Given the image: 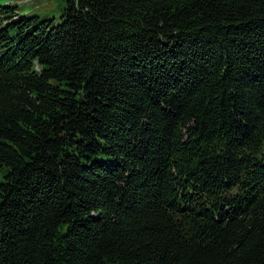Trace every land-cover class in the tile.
<instances>
[{"label": "trees", "instance_id": "1", "mask_svg": "<svg viewBox=\"0 0 264 264\" xmlns=\"http://www.w3.org/2000/svg\"><path fill=\"white\" fill-rule=\"evenodd\" d=\"M0 5V264H264V0Z\"/></svg>", "mask_w": 264, "mask_h": 264}, {"label": "rangeland", "instance_id": "2", "mask_svg": "<svg viewBox=\"0 0 264 264\" xmlns=\"http://www.w3.org/2000/svg\"><path fill=\"white\" fill-rule=\"evenodd\" d=\"M15 4L22 14L55 17L59 20L62 9L66 6V0H0V5ZM3 171H0V180L3 179Z\"/></svg>", "mask_w": 264, "mask_h": 264}]
</instances>
